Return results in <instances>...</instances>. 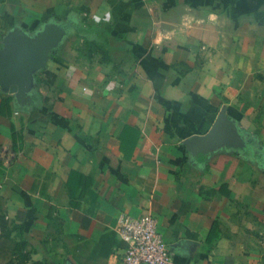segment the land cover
Here are the masks:
<instances>
[{
    "label": "crops",
    "instance_id": "obj_1",
    "mask_svg": "<svg viewBox=\"0 0 264 264\" xmlns=\"http://www.w3.org/2000/svg\"><path fill=\"white\" fill-rule=\"evenodd\" d=\"M51 29L0 68V264H123L146 212L172 264H264V0H0V49Z\"/></svg>",
    "mask_w": 264,
    "mask_h": 264
},
{
    "label": "built area",
    "instance_id": "obj_2",
    "mask_svg": "<svg viewBox=\"0 0 264 264\" xmlns=\"http://www.w3.org/2000/svg\"><path fill=\"white\" fill-rule=\"evenodd\" d=\"M8 145L0 149V161L8 163L13 158ZM116 232L124 242L123 264H172L167 244L159 232L157 219L151 213L137 217L122 213L117 217Z\"/></svg>",
    "mask_w": 264,
    "mask_h": 264
},
{
    "label": "water",
    "instance_id": "obj_3",
    "mask_svg": "<svg viewBox=\"0 0 264 264\" xmlns=\"http://www.w3.org/2000/svg\"><path fill=\"white\" fill-rule=\"evenodd\" d=\"M53 40L54 32L51 29L39 42L34 44H29L25 36H13L6 41L4 47L0 49L1 77L11 85L12 90L20 92V89H23L26 69L42 61L43 55L51 47ZM222 120L223 116L220 114L209 132L194 137L189 146L194 147L199 143L210 142L221 127Z\"/></svg>",
    "mask_w": 264,
    "mask_h": 264
},
{
    "label": "trees",
    "instance_id": "obj_4",
    "mask_svg": "<svg viewBox=\"0 0 264 264\" xmlns=\"http://www.w3.org/2000/svg\"><path fill=\"white\" fill-rule=\"evenodd\" d=\"M8 234V231H6L4 228H3V225L0 224V235H7Z\"/></svg>",
    "mask_w": 264,
    "mask_h": 264
}]
</instances>
